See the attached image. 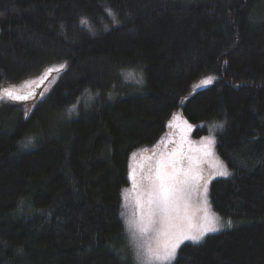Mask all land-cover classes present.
Returning a JSON list of instances; mask_svg holds the SVG:
<instances>
[{
	"label": "trees",
	"instance_id": "obj_1",
	"mask_svg": "<svg viewBox=\"0 0 264 264\" xmlns=\"http://www.w3.org/2000/svg\"><path fill=\"white\" fill-rule=\"evenodd\" d=\"M62 64L28 116L0 103V264H138L122 192L176 111L214 131L235 225L171 264H264V0H0V91Z\"/></svg>",
	"mask_w": 264,
	"mask_h": 264
},
{
	"label": "snow or ice",
	"instance_id": "obj_2",
	"mask_svg": "<svg viewBox=\"0 0 264 264\" xmlns=\"http://www.w3.org/2000/svg\"><path fill=\"white\" fill-rule=\"evenodd\" d=\"M106 11L111 17V22L118 24L116 14L111 9ZM81 24L86 25L88 21L82 19ZM64 67L62 64L59 67L49 68L44 74L45 78L53 71L59 72ZM212 82V77H209L202 80L201 85H209ZM7 96L14 100L28 99V95H18L12 91L7 92ZM172 121L179 122L180 117L173 115ZM173 122H169L168 126L173 127ZM183 124L187 125V129L191 128L187 121H183ZM213 144L212 138H206L205 156L212 153ZM182 159L179 150L167 155L162 154L156 164L150 166L149 173L142 177L147 183L138 186L140 191L136 205L140 210V216L138 221L130 223L134 224L141 238L149 233H155L156 239L155 247L151 243L146 247L143 244L137 245L141 264H171L176 259L178 249L186 241L200 243L209 233L221 230L220 218L209 210L208 181L204 179L198 161L189 157L188 166L184 167ZM229 175L227 168L219 163L214 176ZM133 183L136 185L135 176ZM196 195L201 197L202 203L194 206L192 199ZM198 212H202L203 215L197 217ZM225 223L231 226L230 220ZM133 235L135 237V233Z\"/></svg>",
	"mask_w": 264,
	"mask_h": 264
},
{
	"label": "rangeland",
	"instance_id": "obj_3",
	"mask_svg": "<svg viewBox=\"0 0 264 264\" xmlns=\"http://www.w3.org/2000/svg\"><path fill=\"white\" fill-rule=\"evenodd\" d=\"M59 66L60 65L50 67V68H55ZM47 70H45L38 77L30 78L20 83H17V84L5 86L0 91V103L4 101H10L15 104L24 105L26 112H27L26 116H28L33 111V109H35V106L37 105V103L43 101L47 97L51 89H53V87L56 85L58 81L61 71L59 72L53 71L51 74L47 75V77L45 78L44 74L46 73ZM207 78L209 77L200 79L198 83L196 84V87L194 88L193 91H197V90L210 87L213 82L209 85H201V81ZM212 80L214 79L212 78ZM9 91H12L13 93L18 94V95H28V99H25V100L10 99L7 96V92ZM29 93H32V95H29ZM6 103H9V102H6ZM173 114L179 116L180 121L179 122L171 121L173 122L174 126L170 127L168 132L166 131L167 134L159 142V144L154 149L139 152L137 155H135L132 158V161L130 163V168H129L130 184L122 192L123 218H124V222L127 227L129 236L131 237V240L134 246V253H135V257H136L138 264H141V257L138 256L137 245L143 244L146 247L149 243H151L152 246L155 247L156 246L155 233H149L145 237L141 238L139 233L136 232L134 224L130 222L138 221L139 216H140V210L136 205L137 196L140 191L138 186L141 184L147 183L146 180H142V177L146 176L149 173L150 166H154L156 164V161L160 158L162 154L167 155L173 151L179 150V155L183 157L182 166L184 167L188 166L189 157H192L194 160L198 161V167L201 170L202 175L204 176V179L208 181V184H207L208 206H209L210 212L214 214L216 213L212 209L210 197H209L210 185L216 179L228 178L231 176V171L228 169L227 170L230 173L229 176L227 177L214 176V173L217 169L218 164L222 163L224 165V163L222 162V160L220 159V157L217 155V152H216V136H215L214 131L210 129L209 134L196 137L194 136L195 127L184 117L182 112L176 111ZM183 121H187V124L191 125V128L187 129V125H184ZM206 138H212L214 140V144L212 145V153L207 156L204 155V149L206 147ZM133 176H135L136 185H134L133 183ZM192 203L194 206L201 204L202 203L201 197L199 195L194 196L192 199ZM196 215L197 217H200L203 215V213L198 212ZM216 215L220 218V222L222 225L221 230L215 233H209L208 235L204 237V239L209 235L220 233L229 228H232L235 225V222L230 220L231 226H227L225 222L229 220L222 219L218 214ZM133 233H135V237ZM186 243H192V242L186 241L184 244ZM184 244H182L181 246H183ZM196 244H199V243H196Z\"/></svg>",
	"mask_w": 264,
	"mask_h": 264
}]
</instances>
